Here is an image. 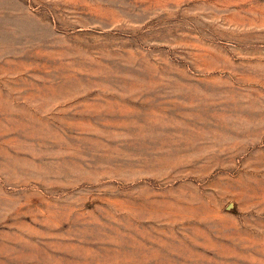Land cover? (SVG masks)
Masks as SVG:
<instances>
[{
    "label": "rangeland",
    "instance_id": "rangeland-1",
    "mask_svg": "<svg viewBox=\"0 0 264 264\" xmlns=\"http://www.w3.org/2000/svg\"><path fill=\"white\" fill-rule=\"evenodd\" d=\"M0 264H264V0H0Z\"/></svg>",
    "mask_w": 264,
    "mask_h": 264
}]
</instances>
